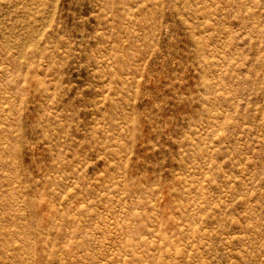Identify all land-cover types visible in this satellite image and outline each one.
Masks as SVG:
<instances>
[{"label":"rangeland","instance_id":"1","mask_svg":"<svg viewBox=\"0 0 264 264\" xmlns=\"http://www.w3.org/2000/svg\"><path fill=\"white\" fill-rule=\"evenodd\" d=\"M0 264H264V0H0Z\"/></svg>","mask_w":264,"mask_h":264}]
</instances>
